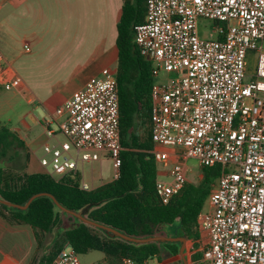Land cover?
<instances>
[{"label": "built area", "instance_id": "1", "mask_svg": "<svg viewBox=\"0 0 264 264\" xmlns=\"http://www.w3.org/2000/svg\"><path fill=\"white\" fill-rule=\"evenodd\" d=\"M145 2L134 42L153 63L151 136L161 148L151 154L169 175L157 179V195L168 204L183 191L189 158L202 167L218 165L210 207L197 220L203 261L264 264V0ZM201 17L214 24L205 36ZM3 59L0 52V82L6 90L19 87L22 78L3 67ZM162 71L176 75L157 82ZM56 112L64 117L57 130L46 129L56 143L42 146L43 171L59 179L77 172L80 162L106 156L118 178L124 147L116 73L104 68ZM50 264L82 262L66 245ZM121 264L138 263L124 257Z\"/></svg>", "mask_w": 264, "mask_h": 264}, {"label": "trees", "instance_id": "2", "mask_svg": "<svg viewBox=\"0 0 264 264\" xmlns=\"http://www.w3.org/2000/svg\"><path fill=\"white\" fill-rule=\"evenodd\" d=\"M146 12L145 0L125 1L118 24L116 77L120 94L121 143L124 147L120 176L95 188L85 189L79 171L59 179L45 172H21L26 166L21 154V149H26L25 143L16 132L0 122V161L9 164L0 165V197L25 205L33 195L47 192L64 207L83 211L88 219L131 236L147 237L160 231L166 236L184 235L194 242L191 263L205 264L197 220L205 209L212 185L220 175V167H204L199 183L188 180L183 191L168 204L160 201L156 191L158 165L150 152L153 145V63L140 53L134 42V28L145 21ZM142 124L147 131L143 140L138 133ZM25 158L28 161V155ZM0 215L10 223H26L42 233L57 227L50 251L40 259V264H50L66 245L72 246L79 255L101 251L111 257L109 264H121L124 257H130L138 264H147L154 258L156 264H170L164 261L165 255H179L180 242L127 241L64 212L48 195L36 197L27 209L0 202ZM64 217H70L74 222L64 227Z\"/></svg>", "mask_w": 264, "mask_h": 264}, {"label": "crops", "instance_id": "3", "mask_svg": "<svg viewBox=\"0 0 264 264\" xmlns=\"http://www.w3.org/2000/svg\"><path fill=\"white\" fill-rule=\"evenodd\" d=\"M125 1L136 0H0L3 67L22 78L19 87L7 90L12 91L7 108L18 112L16 123L8 126L0 122L25 143L28 161L21 172H42L31 167L34 159L38 160L37 150L42 151L46 143H56V138L46 135V129L57 130L58 120L64 117L57 115V108L104 68L117 72L118 24ZM22 101L27 108L16 110ZM38 141L41 144L35 146ZM152 143L150 152L161 148ZM158 178H169L160 166ZM45 235L29 224L10 223L0 215V264H40L50 249L49 243L41 244ZM199 243L204 248L201 234ZM42 248L43 253H39ZM173 256L166 254L164 261ZM149 264H156L155 258Z\"/></svg>", "mask_w": 264, "mask_h": 264}, {"label": "rangeland", "instance_id": "4", "mask_svg": "<svg viewBox=\"0 0 264 264\" xmlns=\"http://www.w3.org/2000/svg\"><path fill=\"white\" fill-rule=\"evenodd\" d=\"M213 25H214L213 20L201 17L199 20L200 34L202 36H205L209 32V30H213ZM175 75H176L175 72L162 71L159 74V76L156 78V81L162 82L166 78H172ZM11 92L12 91H7L4 88V85L0 82V119L4 121L8 126L14 125L16 123L15 120L18 117L17 111L10 110L7 108L8 106L6 104V101ZM17 106L18 107L16 108V110L18 109L19 111H21V109L27 108V103L26 101L18 102ZM11 116L13 117L12 121L9 120ZM138 133L142 140L146 137L147 131L145 127L143 126V124L138 127ZM40 144L41 143L38 141L35 144V146H39ZM37 151H38L37 156L38 157L42 156L43 152L41 150H37ZM21 154L23 156L24 162L27 163V160H26L27 158H25L28 155L27 150L25 148L21 149ZM34 163L35 165L31 167V169H33L32 171L42 170L43 172V168L40 166L37 159H34ZM0 165L8 166L9 164H7L5 161H3V163L0 161ZM185 166L187 170L186 174H187L188 180L194 183H199L201 178L203 177L204 167H202L199 161L195 158H189L186 161ZM78 171L82 177V181L88 183L91 188L97 187L103 183L111 181L114 178L113 161L109 157H101V159L95 160L92 162H84V163L80 162L78 166ZM217 182H218V179L215 180L214 184L212 185L213 189L215 188ZM205 207L206 208L210 207V197L208 198ZM73 222L74 221L70 217H64V227L70 226V224H72ZM57 232H58L57 227L47 232L44 237L45 239L41 240L42 246L43 244L49 243V247L51 248L53 238L56 236ZM157 235H162V234H157ZM192 243H193L192 241L187 243L188 249L186 252V256H187L188 264H192L191 263L192 245H193ZM36 246H37V241H36ZM27 247H28V244H27ZM43 248L40 250L39 253H43ZM35 251H36V247L34 249V253ZM79 256H80V260L82 264H109L111 261V257L106 256L103 252L97 251V250L90 251L86 254H80ZM168 261L169 262L167 263H170V264H183V260L180 254L171 257V259Z\"/></svg>", "mask_w": 264, "mask_h": 264}, {"label": "water", "instance_id": "5", "mask_svg": "<svg viewBox=\"0 0 264 264\" xmlns=\"http://www.w3.org/2000/svg\"><path fill=\"white\" fill-rule=\"evenodd\" d=\"M41 195H48L51 198H53V200L55 201V203L57 204V206L61 210H63L64 212L71 214L72 216L80 219L81 221H83V222H85L87 224H90V225L95 226V227H98V228L105 229L106 231H108L112 235L117 236V237H121V238H123V239H125L127 241L136 242V243H145V242H150V241H155V242H163V241L180 242L179 254L182 257L183 264H188L187 256L185 254L187 237L184 236V235H177V236L152 235V236H147V237L131 236V235L122 233V232L116 230L113 227L106 226L104 224H100V223H97L95 221H92V220L88 219L85 216V213L83 211L76 212L74 210H71V209H68V208L64 207L62 204L59 203V201L55 198L54 195H52L50 193H47V192L37 193V194L33 195L28 200V202L25 205H20V204L12 203V202H10L8 200H5V199H3L1 197H0V202L3 203V204H6L8 206L16 207V208H19V209H27L28 206L30 205V203L36 197L41 196Z\"/></svg>", "mask_w": 264, "mask_h": 264}]
</instances>
